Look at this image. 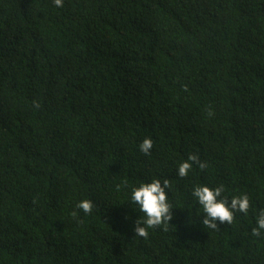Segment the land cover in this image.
Listing matches in <instances>:
<instances>
[{"label":"trees","instance_id":"16d2710c","mask_svg":"<svg viewBox=\"0 0 264 264\" xmlns=\"http://www.w3.org/2000/svg\"><path fill=\"white\" fill-rule=\"evenodd\" d=\"M157 177L171 219L136 236ZM198 184L247 214L208 229ZM261 210L264 0H0V264H264Z\"/></svg>","mask_w":264,"mask_h":264},{"label":"clouds","instance_id":"9594fccd","mask_svg":"<svg viewBox=\"0 0 264 264\" xmlns=\"http://www.w3.org/2000/svg\"><path fill=\"white\" fill-rule=\"evenodd\" d=\"M63 2L64 0H54L57 7H62ZM139 147L141 152L149 154L153 148V139L145 137ZM194 161H198L195 154L182 161L177 168L178 175L180 177L187 176L193 167ZM199 166L201 169L207 167L205 163H200ZM169 190H171L169 179L159 177L132 187L129 200L138 207L139 213H143V216L139 215L136 221L134 229L136 236L146 237L149 228L159 226L171 219L172 207L169 203ZM224 191L223 185L213 187L208 184H198L193 188L192 195L196 198L204 213L201 222L208 229H216L218 222L231 224L235 213L247 214L251 206L247 194L233 196L229 200L227 197L222 196ZM93 206L94 202L90 199H83L77 205L86 214L91 212ZM137 207H134V209L137 210ZM251 231L254 236H260L264 233V210L258 213L255 227Z\"/></svg>","mask_w":264,"mask_h":264}]
</instances>
